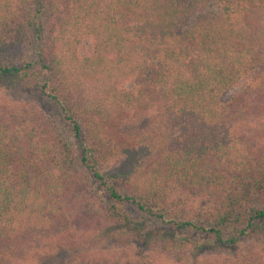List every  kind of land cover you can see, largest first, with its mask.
<instances>
[{
  "label": "trees",
  "instance_id": "16d2710c",
  "mask_svg": "<svg viewBox=\"0 0 264 264\" xmlns=\"http://www.w3.org/2000/svg\"><path fill=\"white\" fill-rule=\"evenodd\" d=\"M1 86L42 104L0 102V264L264 243V0H0Z\"/></svg>",
  "mask_w": 264,
  "mask_h": 264
},
{
  "label": "rangeland",
  "instance_id": "374dc122",
  "mask_svg": "<svg viewBox=\"0 0 264 264\" xmlns=\"http://www.w3.org/2000/svg\"><path fill=\"white\" fill-rule=\"evenodd\" d=\"M92 50V39L86 37L83 46L81 48V54L83 52H90ZM240 87H234L229 90L225 95L226 99L231 92L239 90ZM0 102L9 105L24 106L27 104L40 105L41 101L37 99V96L30 93L26 89L16 86L14 88L8 89L5 87H0ZM252 133L256 134L261 143L264 142V119L255 123L252 127ZM144 223V222H142ZM151 233L145 234L150 237ZM88 242L82 247V252L85 254L87 251L99 252L103 250H119L129 253H141L145 254L151 259H153L156 264H223L225 260H228L233 255H236L239 249L244 250L245 248L252 249L254 251L261 250L264 251V243L260 240L258 241L254 237H248L246 240L239 243L238 248H220L214 249L209 246L206 249L199 250L196 254H191L186 246L174 247L170 244H163L162 242H151L142 240L139 235H137L134 240L129 244L127 243L130 239V235L126 234L121 241L116 242L114 246L113 241H101L92 240L90 234L86 235ZM124 241V242H123ZM123 246H121V245ZM117 247V248H116ZM192 249V248H190ZM32 255V254H30ZM229 261V260H228ZM50 262L56 263L57 259H52ZM33 263V262H32ZM35 264V263H34ZM40 264V263H36Z\"/></svg>",
  "mask_w": 264,
  "mask_h": 264
}]
</instances>
